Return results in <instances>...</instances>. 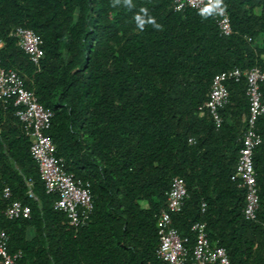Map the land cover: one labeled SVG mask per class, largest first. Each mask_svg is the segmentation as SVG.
I'll use <instances>...</instances> for the list:
<instances>
[{
    "label": "trees",
    "instance_id": "16d2710c",
    "mask_svg": "<svg viewBox=\"0 0 264 264\" xmlns=\"http://www.w3.org/2000/svg\"><path fill=\"white\" fill-rule=\"evenodd\" d=\"M221 1L227 37L211 10L176 12L173 0H0V62L52 113L55 155L89 183L94 203L86 226L72 228L45 191L17 108L0 104V193L12 195L0 197V231L18 264H163L156 220L174 178L188 198L171 221L188 248L191 226L204 223L230 264H264V116L253 154L259 209L248 221L245 189L231 180L249 114L245 79L226 83L219 129L204 109L215 75L264 69V0ZM16 28L41 39L38 66L10 36ZM14 201L30 219H6Z\"/></svg>",
    "mask_w": 264,
    "mask_h": 264
},
{
    "label": "built area",
    "instance_id": "2783aa9c",
    "mask_svg": "<svg viewBox=\"0 0 264 264\" xmlns=\"http://www.w3.org/2000/svg\"><path fill=\"white\" fill-rule=\"evenodd\" d=\"M185 8L194 9L202 16L211 10L215 15L219 34L227 37L232 33L221 0H173L174 11L180 12ZM10 36L17 40L20 49L30 62L38 66L44 56L39 36L26 28H16ZM242 79L246 81L249 114L240 138L241 147L231 180L245 189L243 214L246 220L254 221L259 209V197L253 154L263 142L256 124L259 118L264 116V96L261 91V84L264 83V69L252 68L242 71L235 68L215 75L210 84L204 109L212 117L215 128L219 129L223 124L220 111L229 100L226 83L228 81L238 83ZM8 102H12L17 108L15 116L22 124L25 136L30 141L29 153L37 165L46 193L57 196L55 208L65 214L69 225L75 230L86 226L94 210L89 183L75 179L65 170L64 161L56 157L55 147L47 135L52 113L38 103L32 92L25 89L16 71L6 70L0 62V104ZM191 142L189 140V143ZM25 183L28 198L37 200L32 191V180L26 179ZM11 196L10 189L4 187L0 197L3 200H10ZM187 198L188 194L183 181L180 178H174L166 193V207L160 211L156 220L158 237L156 258L163 264H230L224 248L211 246L204 223H195L191 226L190 231L194 236L191 248H188V238L181 237L178 230L172 226L171 215L182 211ZM204 211L205 205L202 204L201 212ZM4 216L10 221L27 220L30 219L31 210L29 206L14 201L7 206ZM7 245V235L4 231H0V264H18L22 257L21 252L11 254Z\"/></svg>",
    "mask_w": 264,
    "mask_h": 264
},
{
    "label": "crops",
    "instance_id": "0c3cea01",
    "mask_svg": "<svg viewBox=\"0 0 264 264\" xmlns=\"http://www.w3.org/2000/svg\"><path fill=\"white\" fill-rule=\"evenodd\" d=\"M33 235V232H29V238L32 237Z\"/></svg>",
    "mask_w": 264,
    "mask_h": 264
},
{
    "label": "rangeland",
    "instance_id": "374dc122",
    "mask_svg": "<svg viewBox=\"0 0 264 264\" xmlns=\"http://www.w3.org/2000/svg\"><path fill=\"white\" fill-rule=\"evenodd\" d=\"M143 206H145V203H142Z\"/></svg>",
    "mask_w": 264,
    "mask_h": 264
}]
</instances>
